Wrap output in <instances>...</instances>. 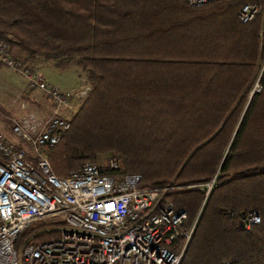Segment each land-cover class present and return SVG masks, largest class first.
<instances>
[{
  "label": "trees",
  "instance_id": "1",
  "mask_svg": "<svg viewBox=\"0 0 264 264\" xmlns=\"http://www.w3.org/2000/svg\"><path fill=\"white\" fill-rule=\"evenodd\" d=\"M245 1L0 0L13 59L87 74L85 99L49 153L55 172L113 150L114 172L171 182L166 195L188 221L198 214L179 264H264V66L250 92L264 46L261 17H237ZM252 210L260 221L244 228Z\"/></svg>",
  "mask_w": 264,
  "mask_h": 264
},
{
  "label": "built area",
  "instance_id": "2",
  "mask_svg": "<svg viewBox=\"0 0 264 264\" xmlns=\"http://www.w3.org/2000/svg\"><path fill=\"white\" fill-rule=\"evenodd\" d=\"M259 16L264 46V0H246L237 13L240 22ZM0 58L22 68L2 39ZM24 72L32 86L45 90L54 109L48 117L32 111L14 118L11 128L32 142L33 150H22L0 129V264H179L198 217L188 221L185 207L166 195L172 183L143 186L140 172L118 174L116 156L105 164L87 160L58 175L49 153L72 126L87 89L62 90L42 75ZM259 76L251 93L261 90ZM212 184L213 178L204 183L205 197ZM44 220L22 238L25 229ZM259 221L252 210L241 224L250 228Z\"/></svg>",
  "mask_w": 264,
  "mask_h": 264
},
{
  "label": "rangeland",
  "instance_id": "3",
  "mask_svg": "<svg viewBox=\"0 0 264 264\" xmlns=\"http://www.w3.org/2000/svg\"><path fill=\"white\" fill-rule=\"evenodd\" d=\"M263 63L259 72H261L264 66ZM20 64L22 68L18 69L0 58V129L3 130V133L9 137L10 140L22 147L24 144L17 138L16 134L12 132L11 125L14 118L32 111H36L40 115L48 117L52 114L54 109L52 99L40 85L32 86L29 83V77L27 73L24 72V69H29V72L34 74L41 75L42 73L46 83L56 85L62 90L85 88L88 91L90 84L86 72L78 64H73L67 68H60L52 62H46L45 64L41 63L36 66L31 63L28 66L21 62ZM85 96L86 94L81 98V102L79 101L80 106ZM23 103L26 104L24 105ZM77 106L79 107V105ZM76 112L77 110L74 114ZM110 156L117 157V154L113 150L107 151L102 153L98 160H88L105 164ZM201 186L204 199H206L204 183ZM209 192L207 194H209ZM196 216L198 217V214H196ZM43 222L46 224V220Z\"/></svg>",
  "mask_w": 264,
  "mask_h": 264
},
{
  "label": "bare ground",
  "instance_id": "4",
  "mask_svg": "<svg viewBox=\"0 0 264 264\" xmlns=\"http://www.w3.org/2000/svg\"><path fill=\"white\" fill-rule=\"evenodd\" d=\"M12 132H14L16 134V132L12 129ZM4 137L9 140V141H12L10 140L9 137H7L4 133H3ZM17 138L24 144L22 145L21 149L22 150H33V143L26 140V138L24 136H17ZM16 144V143H15ZM18 145V144H16ZM27 145V146H26ZM20 146V145H19Z\"/></svg>",
  "mask_w": 264,
  "mask_h": 264
},
{
  "label": "crops",
  "instance_id": "5",
  "mask_svg": "<svg viewBox=\"0 0 264 264\" xmlns=\"http://www.w3.org/2000/svg\"><path fill=\"white\" fill-rule=\"evenodd\" d=\"M43 64H45V63H43ZM40 71V70H39ZM41 73V72H40ZM41 75H43L42 73H41Z\"/></svg>",
  "mask_w": 264,
  "mask_h": 264
}]
</instances>
